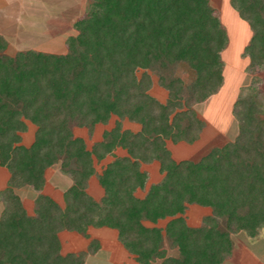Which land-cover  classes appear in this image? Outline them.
Masks as SVG:
<instances>
[{"label":"trees","instance_id":"16d2710c","mask_svg":"<svg viewBox=\"0 0 264 264\" xmlns=\"http://www.w3.org/2000/svg\"><path fill=\"white\" fill-rule=\"evenodd\" d=\"M231 4L252 32L243 55L254 77L233 106L235 138L196 161L175 160L167 141L196 143L206 123L193 105L223 86L227 35L210 0H88L65 53L10 56L0 34V166L10 174L0 192V264H85L101 249L90 228L116 231L138 264H224L235 234L260 236L264 92L255 74L264 71V0ZM151 74L167 91L165 102L149 93ZM113 118L91 146L74 135L79 127L91 136ZM124 120L140 130L123 129ZM27 122L36 127L29 147L22 144ZM109 155L98 174L96 163ZM154 162L162 179L146 190L142 166ZM56 165L72 181L63 205L42 193ZM93 176L103 189L99 200L87 190ZM23 187L38 192L33 214L17 193ZM191 205L210 209L199 226L187 222ZM62 232L89 240L87 250L63 254Z\"/></svg>","mask_w":264,"mask_h":264},{"label":"rangeland","instance_id":"374dc122","mask_svg":"<svg viewBox=\"0 0 264 264\" xmlns=\"http://www.w3.org/2000/svg\"><path fill=\"white\" fill-rule=\"evenodd\" d=\"M87 2L88 0H59L58 21L47 24L45 22L49 19L47 14L39 13L34 15L32 17L34 28L26 30V32L24 31V34L22 32L23 39L19 42L16 39L15 32L21 27H17V24L13 25L12 21L15 18L14 16H16L14 13L18 11V8L15 9L13 6H7V8L0 1V26H2L0 30L4 32L3 35L8 42L6 54L13 56L18 51L28 49L52 53L66 52L65 40L68 36L76 34L73 27L74 23L84 16ZM48 3V0L47 2L45 1L43 8L44 4L48 6ZM210 4L216 10L227 35V44L221 53L224 62V82L217 94L202 103L193 105L200 118L206 123L201 143L202 146L205 144L203 150L201 149L202 152L200 151L201 153L196 155L201 148V144L197 148L183 145L182 147L180 146V150L174 152V154L177 152L174 155L176 160L190 157L199 158V155L208 152L212 147L222 146L235 138L238 132V124L233 115V106L241 89L248 86L254 77L247 70L249 58L243 55L244 48L249 43L252 35L249 25L232 6L231 0H210ZM43 8L41 7V9ZM67 8L68 10L65 13L63 10ZM51 9L50 15L54 16L57 10L55 13V9ZM61 11L64 13L61 14ZM28 16L30 15L23 14L22 18H25L24 20L26 21ZM48 25L53 28V31L50 30L51 33L48 30L44 31V27ZM141 74L142 70H139L137 75L140 77ZM255 75L262 79L260 88L264 92V71H260ZM151 77L153 84L149 93L159 101L164 100L167 91L158 84L156 75L151 74ZM184 77L188 80L190 76L185 73ZM261 114L264 117V108ZM113 124L114 118L108 125L96 126L91 136L86 128L75 127L74 135L84 138L88 146H90L93 142L99 140L102 132L111 128ZM142 168L150 173V182H157L159 180L160 177L156 164H145ZM94 186L97 188L98 184L94 183ZM194 209L198 212H195V210L191 211L189 220L190 224L198 225L201 218L205 215V209L201 207H195ZM102 231L93 229V234L99 237L102 236ZM108 231L115 236V231ZM61 235L60 239L63 242L62 253L71 252L70 243L67 240L68 237H65L64 234ZM106 236L101 238L103 249L95 256H87L86 264H130L131 262L136 264L126 250L117 242L116 238L109 235ZM262 237H264V229L261 231L260 236L255 239H250L242 232L235 234L234 239L238 244V249L224 264H264V240ZM78 242L80 246H84L80 240ZM155 264H158V262Z\"/></svg>","mask_w":264,"mask_h":264},{"label":"crops","instance_id":"0c3cea01","mask_svg":"<svg viewBox=\"0 0 264 264\" xmlns=\"http://www.w3.org/2000/svg\"><path fill=\"white\" fill-rule=\"evenodd\" d=\"M0 1L3 3V5L5 7H7V6H13V8H15V9L18 8V11L14 13V14H16V16H14L15 18H13L12 21H13V25H16L17 24L18 25L17 27H21L18 30H16V32H15L16 39L19 42L22 41V39H23L22 38L23 37L22 35L24 34V31L26 32V30L33 29L34 28V25H32V24H34L33 23L34 21L32 20V17L34 15L39 14V13L47 14L48 15L47 17L49 18L48 21L47 20L45 21L47 24H50L52 22L53 23H56L58 21V17L57 16H58V11H59V9H58L59 6L58 5L60 4V3H58L59 0H48L49 1L48 6L46 4H44L45 5L44 8H43V3L45 1L47 2V0H0ZM41 7L43 9H41ZM51 8H54L55 9V13H56V10H57V13L54 16H51L50 15L51 14V10H52ZM66 10H68V8L67 9H64L63 11H65V13H66ZM63 11H61L62 13L61 12L60 13L63 14L64 13ZM23 14L30 15V16H28V18H26V21L24 20L25 18L24 19L22 18V15ZM1 27L2 26H0V28ZM44 28H45L44 31H46V30H48V32L50 30L53 31L52 30L53 28L50 25L45 26ZM55 28H57V27H55ZM51 31H50V33H51ZM22 32H23V34H22ZM3 33L4 32L2 30H0V34L5 38V36L3 35ZM9 46H10V44H9ZM63 53H65V52H63ZM166 98H167V93H166V97L161 102H165ZM27 126H28L27 131L22 134V144L24 146H26V147H29L33 143V141H34V134H35V131H36V127H35V125H33L30 122H27ZM140 128H141L140 125H138L136 123H131L128 120H124L123 121V129H129V130H131L133 132H138L140 130ZM203 134H204V131L201 134L200 139L195 143L197 145H195V144L188 145V144H185V143L173 144L172 142L167 141V147L171 151L173 158L175 157L174 155L177 153L176 152L174 154V152L180 150V146L182 147L183 145H187V146H190L191 148H197V146H199V144L202 143ZM99 140H97V141H99ZM204 145L202 146V144H201V148L196 153V155L198 153H201L202 152V150L204 148ZM114 154L116 156H124V155H126V152L124 150H122V149H117L114 152ZM204 154L205 153L199 155V158H194V157L181 158V159H178L177 161H180V160H183V159H191V160H195L196 161V160H199ZM113 159H114V156L113 155H109L104 160H102L101 162L96 163L95 167H96L97 173L98 174L101 173V171L103 170V168L109 162H111ZM152 164H156L157 165V167H158V173H159V164L157 162H154ZM9 177H10V174H9L8 170L6 168L0 166V192L7 187ZM159 177L160 178H159V180L157 182H159L162 179V175L160 173H159ZM45 178H46V183H45V186H44V189H43L42 193L43 194H46V195H48L50 197H52L58 204L63 205V195H64L65 190L68 187L71 186V184H72L71 179L69 177H67L66 175H64V174L61 173L60 168H59V165H56V166H53V167L49 168L46 171ZM94 183H97L98 184V187L97 188L94 186ZM153 183H156V182H150V173H149V180H148V183H147V186H146V190ZM61 189H62V191H61ZM87 190L97 200H99L102 197V195H103V189L99 185L96 176H93L89 180L88 189ZM17 193L22 198L23 204H24L27 212L29 214H33V211H34V200H35L38 192H36L31 187H23L21 189H18L17 190ZM144 193L145 192L138 191L137 195L139 197H141V196L144 195ZM195 207H199V206H195V205L189 206V208H188V210L186 212V215H185L187 217L188 224L191 225V226H199L201 224V222H202V218L204 216L210 214V209L203 208V209H205L204 210L205 215L201 218L200 223L198 225H192V224H190L189 216H190V212L191 211H194L195 210V212H198L196 209H194ZM3 208H4L3 202L0 201V215H1L2 211H3ZM165 222L166 221H161L159 225L164 226L165 225ZM93 229L94 228H90L89 229V233L91 235V238L98 239L100 241V243H101V249L98 251V253L103 249V244H102L101 238L107 237L106 235H109V236H113V238H116V240H117V233H116V231H115V236H114V235L110 234V231H108V230H111V229H108V228L97 229V230H103L102 231L103 234H101L102 236H99L98 237V236H95L93 234L94 233L93 232ZM112 231H114V230H112ZM61 234H64L65 237H68L67 240H68V243H70L69 244V247L71 248V252H82V251H86L87 250V245H88L89 240H86L82 236H80L78 234H75V233H71V232H65V233L62 232V233H60V236H62ZM262 239L264 240V237H262ZM79 240L81 241L82 245L84 244V246H80L79 245V242H78ZM61 242H62V240H61ZM117 242H118V240H117ZM66 246H68V245H66ZM237 247H238V244H237V246H236V248H235V250L233 252V255L237 251V249H238ZM62 251H63V242H62ZM97 254H95V255H97ZM95 255H89V256H95ZM129 256L132 258V260L134 262H136L135 259L130 254H129ZM86 261H87V258H86ZM86 261H85V264H86ZM130 264H134V263L131 262ZM136 264H138V263L136 262Z\"/></svg>","mask_w":264,"mask_h":264}]
</instances>
